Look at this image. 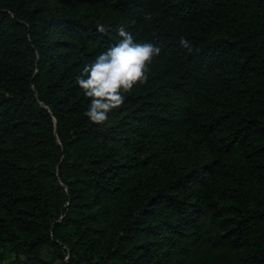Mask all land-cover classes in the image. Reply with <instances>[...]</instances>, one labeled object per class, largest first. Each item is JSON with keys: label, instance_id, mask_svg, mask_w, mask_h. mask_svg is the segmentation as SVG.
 <instances>
[{"label": "trees", "instance_id": "16d2710c", "mask_svg": "<svg viewBox=\"0 0 264 264\" xmlns=\"http://www.w3.org/2000/svg\"><path fill=\"white\" fill-rule=\"evenodd\" d=\"M121 26L161 52L97 125L75 78ZM6 259L264 264V0H0Z\"/></svg>", "mask_w": 264, "mask_h": 264}, {"label": "clouds", "instance_id": "9594fccd", "mask_svg": "<svg viewBox=\"0 0 264 264\" xmlns=\"http://www.w3.org/2000/svg\"><path fill=\"white\" fill-rule=\"evenodd\" d=\"M146 20L151 16L146 15ZM96 31L107 34L104 24H98ZM118 42L100 53L91 63H86L76 83L89 99L84 115L93 123L101 125L108 119V113L124 103V93L131 92L137 85L147 82L150 65L159 56L161 46L151 41L137 42L133 35L121 26L117 29ZM180 44L190 48L183 37Z\"/></svg>", "mask_w": 264, "mask_h": 264}, {"label": "rangeland", "instance_id": "374dc122", "mask_svg": "<svg viewBox=\"0 0 264 264\" xmlns=\"http://www.w3.org/2000/svg\"><path fill=\"white\" fill-rule=\"evenodd\" d=\"M5 264H7V259L4 261Z\"/></svg>", "mask_w": 264, "mask_h": 264}]
</instances>
